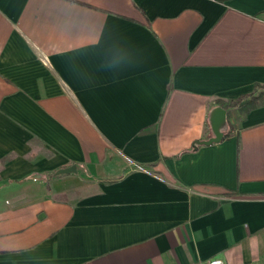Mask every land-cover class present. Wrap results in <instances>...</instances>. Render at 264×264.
I'll return each instance as SVG.
<instances>
[{"label":"crops","instance_id":"crops-1","mask_svg":"<svg viewBox=\"0 0 264 264\" xmlns=\"http://www.w3.org/2000/svg\"><path fill=\"white\" fill-rule=\"evenodd\" d=\"M255 87L264 0H0V264H264Z\"/></svg>","mask_w":264,"mask_h":264},{"label":"trees","instance_id":"trees-1","mask_svg":"<svg viewBox=\"0 0 264 264\" xmlns=\"http://www.w3.org/2000/svg\"><path fill=\"white\" fill-rule=\"evenodd\" d=\"M216 3L223 4L230 0H213ZM259 89V91H257ZM220 107L227 112V130L223 140L230 137L236 129V123L242 121L245 116L252 110L264 105V87H255L253 93L241 95L235 100L219 102ZM230 117L235 118L236 123L230 124Z\"/></svg>","mask_w":264,"mask_h":264},{"label":"water","instance_id":"water-1","mask_svg":"<svg viewBox=\"0 0 264 264\" xmlns=\"http://www.w3.org/2000/svg\"><path fill=\"white\" fill-rule=\"evenodd\" d=\"M208 125L211 132V137L205 141H197L193 144L192 149L196 150L200 146H211L220 143L227 130V112L221 107H214L208 114ZM76 173L75 167L62 169L57 171L53 176ZM38 177H32L35 179Z\"/></svg>","mask_w":264,"mask_h":264},{"label":"built area","instance_id":"built-area-1","mask_svg":"<svg viewBox=\"0 0 264 264\" xmlns=\"http://www.w3.org/2000/svg\"><path fill=\"white\" fill-rule=\"evenodd\" d=\"M205 264H227V263L220 258H215Z\"/></svg>","mask_w":264,"mask_h":264}]
</instances>
